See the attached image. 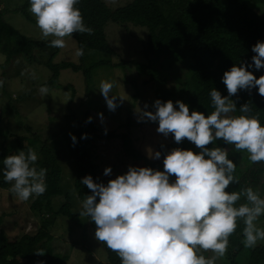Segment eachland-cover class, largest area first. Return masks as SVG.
<instances>
[{
  "label": "clouds",
  "instance_id": "9594fccd",
  "mask_svg": "<svg viewBox=\"0 0 264 264\" xmlns=\"http://www.w3.org/2000/svg\"><path fill=\"white\" fill-rule=\"evenodd\" d=\"M79 0H28L31 14L42 37H52L50 46L63 48L64 38L75 32L91 34L92 29L82 22L80 11L74 7ZM255 53L249 68L264 69V40L251 46ZM77 57L83 49L75 50ZM3 57L0 56V60ZM221 81L227 96L212 88L209 92L213 109L205 115L196 110L189 112L188 105L176 100L163 103L156 99L154 111L136 109L137 120L157 122L156 131L179 143L182 138L192 142L197 152L173 148L163 155L162 169L128 166L123 174L116 175L106 183L93 182L89 175L80 183L91 190L81 202L82 216L95 224L94 238L114 251L120 264H214L222 257L228 244V236L241 220L242 244L254 247L264 240V229L255 223L264 214V198L259 190L251 187L239 191H226L236 180L235 164L228 158L225 148L205 147L214 140L232 145L234 150H244L252 163H264V125L255 115H248V103L242 104L239 115H230L237 108L229 99L237 90L251 89L264 97V74L258 78L233 64L224 71ZM113 83L101 80L98 90L108 110L113 111L117 96L110 95ZM39 92L47 93L46 87ZM144 108H147L145 104ZM102 121L103 116L97 113ZM91 116L86 117L90 122ZM106 133V129L103 130ZM73 143L76 137L71 133ZM86 134H81L84 139ZM152 159L161 157L160 151L147 150ZM37 155L32 149L19 151L3 159V179L11 182V191L21 200L35 197L45 191L46 169L38 171L33 166ZM111 175L110 167L103 169ZM174 176V180H169ZM244 197L245 203L236 202ZM211 250L213 256L206 258L197 250Z\"/></svg>",
  "mask_w": 264,
  "mask_h": 264
},
{
  "label": "trees",
  "instance_id": "16d2710c",
  "mask_svg": "<svg viewBox=\"0 0 264 264\" xmlns=\"http://www.w3.org/2000/svg\"><path fill=\"white\" fill-rule=\"evenodd\" d=\"M27 7H29L28 0L16 11L24 13ZM74 7L79 9L83 24L92 29L91 34L75 32L70 36L76 42L77 48L83 49V55L86 50L115 55L104 32L109 22L120 25L123 29L130 24L147 30V40L142 47L144 63H136L135 68L139 76L147 77L148 82L157 84L153 99H159L162 103L170 100L176 107L175 101L180 100L188 105L189 112L196 110L207 115L214 110L209 96L212 88L218 90L221 96L228 95L221 76L233 64L239 67L241 62L245 63V70L250 71L257 78L264 74V69L247 67L251 63V57L255 55L251 51V46L258 40H264L262 18L264 0H133L116 9L109 8L102 0H79ZM24 15L29 20L26 13ZM48 45H50L49 41H33L20 35L2 19L0 11V53L6 58L2 68H6L15 56L32 60L33 51ZM83 55L79 56V64L67 62L53 64L51 59L45 62L43 65L51 72L46 83L48 89L50 90L55 84L59 72L65 69L81 73L88 83L94 70L102 67L111 69L124 67L123 61L119 64L98 61L85 67L82 64ZM152 62L158 67L153 68ZM164 66L172 71L173 76L169 77L174 78L173 81L178 86L176 90L173 87L166 89L160 85ZM229 99L237 108L236 112L231 113L232 115H239V107L248 103L250 109L248 115H255L264 125V97L257 93L255 86L251 89H238ZM75 122L77 129L71 133L76 137L73 143L75 149L73 185L81 203L86 195L91 194V190L80 183L82 177L89 175L94 183H102L95 174L96 166L92 164L94 143L97 140L117 139L119 136L114 132H101L93 120L86 122V116L81 121L75 119ZM82 133L86 134L84 139H81ZM169 136L172 149H190L194 153L199 151L186 138L176 143L171 133ZM122 138L126 143H123L124 151L135 160L142 162L143 167L156 170L162 168V153L160 159L150 161L132 150L127 136L124 135ZM25 140L26 146L23 144ZM37 143L39 158L34 162V166L37 171L40 168L46 169L44 177L46 187L43 194L36 196L31 209L41 216L40 229L34 236H24L14 242H8L3 235H0V264H55V260L45 252L46 244L51 240L48 230L54 223V216L62 215L75 223L78 221V216L70 213L67 202L58 212H53L51 201L61 194L59 190L61 169L46 143H39L35 138L16 137L14 144L9 148L3 149L0 146V190L9 187V182L3 179L4 157L10 155V151H15L16 154L19 151L27 153L28 149L35 150ZM216 146L227 150V145L222 140H214L205 147ZM227 152L228 158L236 166L233 173L236 183H230L226 191H239L242 188L260 185V181L264 178V163L250 162L246 151L234 150L233 146ZM173 177L170 176L169 180L171 181ZM242 199L243 196L237 203L240 204ZM41 214H45V217ZM87 220L95 229L96 226L89 217ZM238 232H241V229L240 231L235 229L228 236L227 245L232 243L239 252L243 249L241 240L234 241V236ZM104 249L107 264H120L119 257L114 251L106 246ZM262 259H264V246L255 247L247 257L250 264H258Z\"/></svg>",
  "mask_w": 264,
  "mask_h": 264
},
{
  "label": "rangeland",
  "instance_id": "374dc122",
  "mask_svg": "<svg viewBox=\"0 0 264 264\" xmlns=\"http://www.w3.org/2000/svg\"><path fill=\"white\" fill-rule=\"evenodd\" d=\"M26 1L0 0L2 19L23 37L33 41H50L52 37L41 36L35 17L28 10L29 7L24 11L29 20L23 12L16 11ZM102 1L109 8L116 9L133 0ZM262 18L264 20V9ZM126 26V29H123L111 22L105 26L106 38L115 55L86 50L82 58L85 67L98 61L112 64L123 61L124 67L117 69L102 67L94 70L88 83L81 73L65 69L59 72L50 90L46 86L51 72L43 64L49 59L53 64L80 63V57L75 55L77 44L70 36L64 38L63 48L48 45L33 51L32 60L15 56L6 68H2L6 58L0 53L3 57L0 60V146L3 149L9 148L14 144L15 138L21 136L32 137L39 143H46L61 169L59 183L61 194L52 199L51 208L56 213L67 202L70 213L78 216L77 223L62 215L53 218L54 223L48 230L51 240L46 244L45 252L55 260V264H107L104 243L94 238L95 229L88 222L87 216L79 214L81 203L73 185L75 149L69 135L77 129L75 119L81 121L85 116H91V120L97 124L101 132L106 129V133L114 132L119 136L117 139L97 140L94 143L92 164L96 166L95 174L102 183L125 173L128 166L143 167L142 162L124 151L123 143L126 144L122 138L124 135L129 138L132 150L150 161L158 159L150 158L147 150L160 151L164 155L172 149L171 137L169 135L164 137L156 131L157 122L137 120L136 109L154 111L152 103L157 84L148 82L147 77L139 76L135 68L136 63H144L142 47L147 40V30L130 24ZM151 66L158 67L153 62ZM166 67L162 69L160 85L166 89L173 87L176 90L178 86L173 81L174 78L169 77L173 76L172 71ZM101 80L113 83L110 95L117 96L114 101L117 106L113 111L107 109L98 90ZM42 86L47 88L44 95L39 92ZM98 112L103 116L102 121L97 117ZM23 144L26 146L27 141L25 140ZM38 146L39 144L33 150L37 159ZM231 149L232 145H227V150ZM9 154H15V151H10ZM105 167H110L111 175L103 174ZM251 188L259 190L260 196L264 198V178L260 185H253ZM10 189L11 182L7 189L0 190V235L8 242H14L24 236H34L40 229L41 216L31 209L36 196L21 201ZM245 202L244 199L240 201ZM41 215L45 217V214ZM255 223L264 229V214L258 217ZM242 226H244L242 221H237L236 230L241 229V232L234 236V241L241 240V244L243 237L239 236L242 235ZM230 244L227 245L224 255L215 259L214 264H250L247 260L249 252L255 247L263 248L264 240H258L251 248H245L242 244L243 249L239 252L232 243ZM197 252L206 258L213 256L211 250L198 249ZM258 264H264V259Z\"/></svg>",
  "mask_w": 264,
  "mask_h": 264
}]
</instances>
